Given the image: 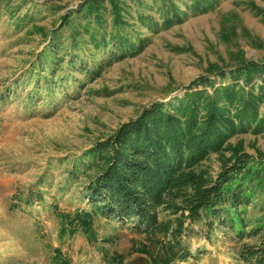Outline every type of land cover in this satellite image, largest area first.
I'll use <instances>...</instances> for the list:
<instances>
[{"label":"rangeland","instance_id":"374dc122","mask_svg":"<svg viewBox=\"0 0 264 264\" xmlns=\"http://www.w3.org/2000/svg\"><path fill=\"white\" fill-rule=\"evenodd\" d=\"M119 2L125 24L111 35L118 38L95 50L90 42L69 47L59 29L61 15L84 0H0V264H161L183 242L190 254L168 264H264V189L247 195L243 233L205 207L231 169L259 170L264 181L262 74L247 81L237 70L243 62L264 66V0ZM57 39L72 50L64 61L74 55L83 67L63 62L52 78L65 79L49 94L52 80L36 76L49 75L52 58L38 65ZM225 87L242 102L250 92L262 96L255 118L221 131L170 174L150 231L93 208L83 188L105 170L94 153L100 144L157 103L167 113Z\"/></svg>","mask_w":264,"mask_h":264},{"label":"trees","instance_id":"16d2710c","mask_svg":"<svg viewBox=\"0 0 264 264\" xmlns=\"http://www.w3.org/2000/svg\"><path fill=\"white\" fill-rule=\"evenodd\" d=\"M122 8L124 6L119 0H84L80 10L61 15L59 29H67L66 38L71 48L75 49L78 43L89 45L87 42H90L95 50L104 49L106 40L114 39L116 35L111 36L112 33L118 26L125 24ZM106 13L111 14V26L115 28L111 34H107L105 30ZM51 43L48 51L41 55L44 61L38 65L40 69H44L52 58L51 71L49 75L37 73L36 76L37 79L52 80L51 84H47L49 94L53 86L58 88L65 79V76L52 78L61 69L63 62L68 68L77 64L83 67V62L77 63L74 55L64 61V55L69 56L72 51L65 50L64 41L57 39ZM241 69L247 81L252 73L258 72L262 74L261 82L264 83V66L260 68L254 63L243 62L237 68ZM238 94L236 89L220 88L213 96L199 94L201 99L186 100L180 106L172 107L167 113L158 110L162 105L157 103L143 112L137 121L122 126L114 138L100 144L94 151L98 160L105 165V170L99 175L100 178L88 181L83 188V193L91 199L93 208L111 220H125L130 223L129 226L134 223L137 230L150 231L156 220L159 201L169 190L172 180L170 174L195 162L204 153L202 147L209 146L211 140L215 144L221 131L225 133L233 127H243L245 121L255 118L257 101L262 96L255 99L250 92L242 102L244 99L240 100ZM28 97V100H32L34 96ZM201 101L205 102L200 108ZM174 109L176 111L170 113ZM230 109L235 111L234 115H231ZM149 120L152 124H149ZM231 171L232 169L221 177L214 190V197L206 200L205 207L214 217L221 216L224 225L237 233H243L247 231L248 223L245 227L246 208L242 206L247 202V195L251 196L255 191L264 189V181L260 184L259 176L262 172L259 170L248 168L245 174ZM228 176H235L234 181L225 183ZM234 182H239L241 186L251 185V192L247 194L246 188L232 186ZM175 248L170 254L162 255L166 262L161 264L178 262L190 254L184 242L177 243ZM255 261L258 260L254 259Z\"/></svg>","mask_w":264,"mask_h":264}]
</instances>
